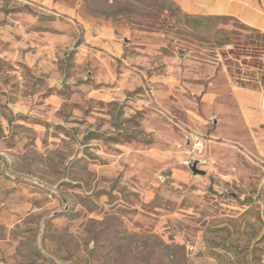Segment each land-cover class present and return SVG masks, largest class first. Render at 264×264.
Listing matches in <instances>:
<instances>
[{
    "label": "rangeland",
    "instance_id": "374dc122",
    "mask_svg": "<svg viewBox=\"0 0 264 264\" xmlns=\"http://www.w3.org/2000/svg\"><path fill=\"white\" fill-rule=\"evenodd\" d=\"M171 1L0 0V264H264V0Z\"/></svg>",
    "mask_w": 264,
    "mask_h": 264
},
{
    "label": "crops",
    "instance_id": "0c3cea01",
    "mask_svg": "<svg viewBox=\"0 0 264 264\" xmlns=\"http://www.w3.org/2000/svg\"><path fill=\"white\" fill-rule=\"evenodd\" d=\"M183 8L192 13H206L207 10L203 8H191L188 4L183 3L181 0H177ZM227 10H223L232 15L238 16L241 19L249 22L254 27L264 30V12L252 11L246 6L237 4L231 6ZM113 43V41H111ZM111 54L115 57L121 55L122 49L116 45L111 46ZM233 93L239 101L242 108L243 119L247 127L249 137L251 138L254 149L264 157V96L259 92L243 88L233 87Z\"/></svg>",
    "mask_w": 264,
    "mask_h": 264
},
{
    "label": "trees",
    "instance_id": "16d2710c",
    "mask_svg": "<svg viewBox=\"0 0 264 264\" xmlns=\"http://www.w3.org/2000/svg\"><path fill=\"white\" fill-rule=\"evenodd\" d=\"M156 2H160V7L162 8H167V9H175L177 10V6L173 3V1L168 0V1H164V0H156ZM186 18V24L189 25V27L194 31V32H202L205 28H207V26H202V24L204 22H210L214 19H216L217 17L214 16H190L188 14L185 15ZM264 49V48H263Z\"/></svg>",
    "mask_w": 264,
    "mask_h": 264
},
{
    "label": "water",
    "instance_id": "95a60500",
    "mask_svg": "<svg viewBox=\"0 0 264 264\" xmlns=\"http://www.w3.org/2000/svg\"><path fill=\"white\" fill-rule=\"evenodd\" d=\"M191 168H192V171H193L194 174H205V170L200 169V168L198 167V163H197V162H195V163L191 166Z\"/></svg>",
    "mask_w": 264,
    "mask_h": 264
}]
</instances>
